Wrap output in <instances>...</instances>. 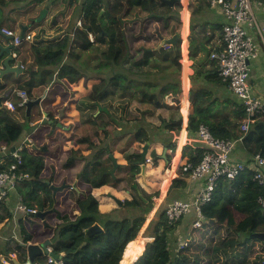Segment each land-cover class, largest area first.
<instances>
[{
    "label": "trees",
    "instance_id": "16d2710c",
    "mask_svg": "<svg viewBox=\"0 0 264 264\" xmlns=\"http://www.w3.org/2000/svg\"><path fill=\"white\" fill-rule=\"evenodd\" d=\"M3 2L4 0H0V3ZM178 5L181 7L180 3ZM139 8H142L140 13ZM180 9L171 7L164 0H83V24L75 29L73 38L66 34L63 37L54 36L40 40L39 38L45 36L43 29L32 44L36 65L26 69L25 83L49 84L66 78L73 85L85 77L98 79L102 87L91 89L76 102L81 114V127L87 134L77 137L73 147L63 151L60 157L61 167L70 169L81 181L100 187L111 180L113 162L109 153H112L110 138L114 131L115 134L129 131L136 141L145 144L154 141L151 130L156 129L164 134L161 139L164 144L172 150L176 149V140L172 139L175 124L161 105L125 92H117L115 89L138 93L160 104H166L163 99L172 90L173 94L176 93L175 87L171 91L168 88L163 93L161 90L172 84L181 71V39H178L173 50L167 47L170 43L160 48L157 46L164 38H170L180 31ZM131 11L135 13L131 14ZM89 33L94 35L93 40ZM190 56L193 57L192 54ZM194 78H201L199 67L194 71ZM205 78L220 85L227 84L218 74L217 65L212 74ZM0 85H8V80L2 78ZM77 85L78 83L74 84ZM178 86L181 93L176 95L177 100L182 94L180 79ZM11 94L12 91L3 96V104L0 106V142L12 146L20 139L23 124L5 105ZM201 94L225 121L238 125L245 118L242 106L235 103L232 106L230 100L215 96L202 83ZM200 99L198 95L191 98L190 132H194L200 120H218L213 114L207 115V111L202 110ZM186 104L185 102V106ZM130 123H134L136 128L126 130ZM209 127L217 137L230 138L238 134L228 124H210ZM250 132L252 136L257 134L261 138V143L257 145L264 154V117H258L251 123ZM95 137L99 139L98 143L93 142ZM80 144H86L88 153L76 148ZM21 154V168L29 174L27 182L30 184L21 183L17 188L22 201L33 208H53L55 198L51 182L45 183L39 178L44 169L45 158L29 153L26 149ZM183 155L196 165L202 158L203 149L197 143H189L184 146ZM125 157L132 169L138 168L140 152L128 151L125 152ZM172 165V169L164 175V191L175 174L176 167L174 163ZM153 172L154 170L151 171ZM189 177L190 173L185 172L173 178L168 189L167 202L177 198L175 194L178 190L192 193L189 198L180 196L182 199H190L194 195L195 184ZM117 188L128 190L129 185L126 180H122ZM138 189L141 199L134 196L124 200L123 206H133L138 211L131 216L124 214L113 218L101 213L99 201L92 194L82 199L76 197L81 212L75 218L57 210L56 216L60 221L50 238V247L59 255L62 264L125 263L129 245L136 241L135 238L153 204V194L141 186ZM260 192L261 188L252 181L250 172L242 174L232 186L219 187L214 200L202 208L205 217L202 226L194 229L191 227L189 245L182 249L170 245V238L179 223H169L165 210H157L149 222L146 234L153 237V243L150 244V241L143 253L133 261L139 255L136 241L127 264H264V239L256 235L264 232V209L257 202ZM10 218L12 213L4 201H0V222ZM196 219V212L193 211L181 223L193 224ZM96 222L101 223L102 229L88 235L87 229ZM19 226L21 240L11 239L5 249H0V255L5 252L9 257L12 253H17L20 259H25V246L22 243H28L32 234L22 220H19ZM188 234L187 232L178 245L188 238ZM131 261L133 262L130 263Z\"/></svg>",
    "mask_w": 264,
    "mask_h": 264
},
{
    "label": "crops",
    "instance_id": "0c3cea01",
    "mask_svg": "<svg viewBox=\"0 0 264 264\" xmlns=\"http://www.w3.org/2000/svg\"><path fill=\"white\" fill-rule=\"evenodd\" d=\"M7 2L12 3L5 6ZM82 2L83 0H4L3 4L0 3V11H2L0 13L3 14L2 17H0V25L14 28L20 34L22 30L25 29V33H31L33 36L32 39L24 40L22 44L17 46L13 44L10 37H6V35L2 34L0 35V43L3 46H7L8 44L12 45L11 55L13 56L12 53H16V56H13V64L22 65L21 72L5 73L2 77H0V80L2 78L8 80V85H5L4 87L0 85V95H8V91H12V94H15L17 90L19 91L21 89H25L28 91L30 98H39L42 111L38 107L34 108V116L32 117L33 120H31V124L36 125L37 123H42V125L38 126L37 129L39 127L45 128L41 131L36 129L34 133H25L13 145L16 148L21 146L22 151L26 149L29 153L37 155H43L38 152L39 149H42L43 153H47L45 157H47V161H49L52 165L51 167H48L50 171L47 172L45 169V161L44 169L39 175V178L45 181V183L53 182L57 185H62L63 183L67 184V187L61 190L58 194H53L52 190V194L55 198V206L51 209H45L52 211L46 214L44 219L37 217L35 214H27L18 211L17 204L21 195L18 190L10 192L8 199L4 203L12 213V218L0 222V227H2V229H0V249L2 250L5 249V246L11 241V239L21 240L19 220H22L26 229L32 234V239L29 242L40 243L43 240L52 237L55 226L60 221L56 216L57 210L62 213L70 214L72 218H75L78 214H80L81 209L76 200L77 196L82 199L86 195L92 194L99 201V210L101 213L109 216L114 214H118V216H120V211H122L121 205L117 203L113 196L124 202L125 199H131L132 196L130 198V195L134 193L132 191L133 189L119 190L117 188L118 184L122 180H126L130 185V182L124 176H116V178H119V182L116 184L109 181L107 184L100 187H94L91 183L83 182L78 179L72 174L70 169H64L61 167L60 157L63 151L73 147L74 140L77 138L75 135H77V130L81 127V114L76 107V102L82 95L86 94V92L78 95L69 102V97L74 92L75 86L68 87V85L72 84V82L68 81L66 78L55 80L49 84L25 83V80L27 79L26 69L36 65L35 53L32 50V44L37 40L39 32L43 29L45 30V36L39 38L40 40L53 38L54 36L63 37L66 34L71 35L73 38L75 29L83 24ZM164 2L170 5L167 1L164 0ZM179 3L181 4V29L177 34H179L182 42V57L180 59L182 67L180 74L181 77L177 76L178 78L175 80L178 83V80L180 79L182 94L180 95L179 100H177L176 97H173L169 102V107H176L177 112L175 114L177 116H182V126L177 134V140L175 139L178 143L177 150L173 158L179 156V160L184 161L186 160L184 158H187L183 155L184 146L191 139V137L193 138L190 144H193L195 139V133L190 132L189 130L192 103L191 98L193 95L194 97H197L198 95L202 99V110L207 111V115L212 116L213 114L218 118L217 122H208L206 120H200L199 122L203 121L209 125L228 124L232 129H236L237 127L235 123L225 121L222 116L216 114L209 104V101H207L201 94V85H199L198 82L200 81L206 87L211 89L215 96L221 99L230 100V104L232 106L239 104V98L229 89L227 84L220 85L213 83L212 81H208L205 78L206 75L212 74V71L217 65L216 61L210 58V53L213 50H218L223 47L222 26L223 23L227 21L226 17L218 7L212 6L209 0H186V2L179 0V2H175L173 6H170L177 8ZM252 4L255 24L250 28V32L254 36L258 45L259 54L256 58L250 60L251 70L249 83L252 85L254 92L264 98V0H252ZM43 9H46V13L42 19L38 20ZM141 11L142 8H139L138 12L140 13ZM45 16L47 17L45 18ZM51 18H54L55 20L53 19V21L50 22ZM79 20L82 22L80 25L78 23ZM89 37L93 40L94 35L89 33ZM168 46L171 50L175 48V46L171 43L168 44ZM191 54L193 57L190 56ZM6 56L5 52L0 56V66ZM197 67H199V70L201 71V78L196 81L194 79V71ZM83 79L86 78L82 77L78 82ZM91 79L95 78H90L89 80ZM78 82H74L73 84H77ZM187 87L188 89L185 90ZM90 90L91 89H89L88 92ZM186 95L187 99H185ZM9 99L12 100V97L10 96ZM16 99L17 103V95ZM177 101H179V104ZM47 102H49V105L45 106ZM185 102L187 103L186 106ZM21 107V105H17V108L13 113L14 117L19 121H23L19 114ZM54 109L56 113H59V117L63 118L62 125L60 124L58 127L53 124L54 120L50 118L49 115V112L54 111ZM60 109L64 110L63 114L60 113ZM23 111L25 114L26 108H24ZM183 133H185V138L184 141H181ZM253 137L255 138L256 144L255 146L253 145V148L257 149L259 146L257 144L261 143V138L259 139L257 134H253ZM98 142L99 139L97 143ZM1 143L3 142H0V144ZM262 145L263 144H261V147ZM15 147L13 150H15ZM77 147H79L83 153H86V148H84L86 147V144H80L76 146V148ZM159 147H161L160 141L152 142L149 145L151 152H158ZM235 156L239 159H245L247 157L246 151L240 143H238L235 150ZM122 165L124 164L122 163ZM178 171L179 170L177 168L176 174ZM49 176L51 177L48 178ZM52 178H55V180L51 181ZM172 180L173 178H171L168 187L170 186ZM24 184L30 185L28 182H24ZM73 184H76L77 188H73ZM175 195L177 198L183 195L184 197L189 198L192 193L190 191H179ZM161 198L163 197L161 196ZM37 209L39 210V208ZM189 230L190 228L187 224L184 225L183 222L179 223L173 232V237L171 236L170 238V245L176 248L178 246V242L184 238ZM152 243L153 242H151V244ZM11 245H13V243H11ZM135 245L136 241H133L130 253L127 254V257H125L124 264L128 263L133 254ZM12 256L18 257V254L12 253L9 257H7L5 252H2L0 258L1 261H4L6 264H11ZM24 256L25 259H20L19 257L18 259L22 262L26 260V249ZM46 258L47 256L39 257L38 260L43 263Z\"/></svg>",
    "mask_w": 264,
    "mask_h": 264
},
{
    "label": "built area",
    "instance_id": "2783aa9c",
    "mask_svg": "<svg viewBox=\"0 0 264 264\" xmlns=\"http://www.w3.org/2000/svg\"><path fill=\"white\" fill-rule=\"evenodd\" d=\"M209 2L212 6L218 7L227 19L222 26L223 47L213 50L210 58L216 61L218 74L222 80L239 98L238 105L243 107L245 118L234 129L238 132L234 137L215 136L209 124L203 121L199 122L193 132L195 133L193 142L203 149L202 158L196 165L189 161L188 157L180 161L179 173L174 174L172 178L189 172V180L195 184L194 195L190 199L175 198L165 205V214L171 224L180 223L185 216L195 211L197 219L193 222L192 229L202 226L205 219L202 208L214 200L218 188L232 186V183L246 172L252 173V181L261 188L257 202L264 209V154L259 148H253L255 138L250 132L251 123L258 117H264V98L257 95L249 83L250 60L259 54L258 45L250 32V28L255 24L252 0H209ZM78 23L82 24L80 20ZM0 30L17 46L33 37L31 33L22 36L16 29L4 25H0ZM12 54L16 56L15 52ZM15 94L18 96L17 103L10 99L5 101L13 111L16 110L17 105L24 106L30 99L25 89L17 90ZM238 143L242 144L246 151L245 159L235 156ZM12 146L5 142L0 144V201L2 202H5L10 192L17 190L21 183L29 181V174L21 168L22 147L11 150ZM146 162H151V158L147 157ZM159 204L154 207L153 212L157 210ZM17 210L34 215L38 209L28 206L20 198ZM191 233L192 230L188 238L179 243V249L189 245ZM45 262L62 264L61 259L56 260L52 256H47ZM262 262L264 263V257Z\"/></svg>",
    "mask_w": 264,
    "mask_h": 264
},
{
    "label": "rangeland",
    "instance_id": "374dc122",
    "mask_svg": "<svg viewBox=\"0 0 264 264\" xmlns=\"http://www.w3.org/2000/svg\"><path fill=\"white\" fill-rule=\"evenodd\" d=\"M9 3H12V2H7V4L5 6H8ZM177 8L179 9L180 6L178 5ZM131 13H134V12L132 11ZM2 15L3 14L0 13V17H2ZM46 17L47 16H45V18ZM53 19L54 18H51L50 19V22H52ZM180 74H181V71H180L178 77L180 76ZM177 78H176V80H177ZM176 80L173 81V83L168 87V88H171L170 91L173 89V87H175V90L174 91H176V93L173 94V90H172L169 93V95L165 96L164 99H163V101L167 105L166 104L157 103L153 99H150V98H148L147 96H144V95L142 96V95H140L138 93H134V92H130V91H124V90H122L120 88H118V89L116 88L115 90L117 92H125V93H128V94L133 95V96H138V97H141V98H145V99H148V100L152 101L155 104L161 105L162 108H163V110L170 116V119L175 124L174 137L172 139H176L177 140V131L182 126V121H181L182 120V116L181 115H178L177 116L175 114L177 112V108L176 107H173V106L172 107L171 106L169 107V102L171 101V99L173 97H176V95H179L181 93L180 86H178V83L176 82ZM198 83H199V85H201V82L200 81ZM68 87H74V84L73 85L70 84V85H68ZM74 88H75L74 89V92L69 97V100H68L69 102H70V100H72L73 98L77 97L78 95H81V94H83L85 92L87 93L89 89H93V88L100 89L102 87L100 86L99 81L97 79H91V80H89V79H83V80H80V82H78V85L75 86ZM168 88L162 89L161 92L163 93V91H165ZM186 89H188V87ZM11 97H12V101L13 102H16L17 101L16 95L14 93L11 95ZM177 103L179 104V101H177ZM5 105H6V103H5ZM48 105H49V102H47V104L45 106H48ZM40 106H41V104H40ZM60 107H61V105H60ZM65 107H66V105H65ZM24 108H25V106H22L20 108L21 111L19 113L20 114V117L23 119V121H21L22 124H23V133L21 134L20 137H22L25 133H28V132L29 133H34L36 131L37 127L42 125V123H37L36 125H32L31 124V120H33L32 117L34 116L33 115L34 112L32 113L31 117L30 116H27L26 115V112H25V114L23 113L24 112L23 111ZM39 109L41 110V107H39ZM12 112L14 113L15 111H12ZM63 112H64V110H63ZM49 115H50V118H52L54 120V122L53 121L52 122H53V124L56 127H58V125H60V124L62 125L63 118L62 117H59V113L58 112L56 113L55 109H54V111H50L49 112ZM49 120H48V122H49ZM127 126L128 127L126 128V130H130V129L136 128V125L134 123H130ZM43 129H45V128L39 127L37 130L38 131H41ZM155 130L156 129L151 130V132H152L151 133V136L153 137V140H154L153 142L160 141L161 142V147H159L158 152L153 151L152 153L150 151L151 148H149L147 157L151 158V162H149L147 164L148 167H147V171L146 172H147L148 176L146 178H144L143 175L141 174V172H140V166L138 165V168L132 169L131 166L127 163V160H126V157H125V152H128V151H138V152H140V151H142L143 146L145 144L144 143H139L138 141H136L134 139V136L132 134L128 133L129 131H127L126 133H121V134H115L116 131H114V132H112V136L110 138L111 139L110 142H111L112 153H114V155L117 157V160L119 162H122L124 164V165H122L123 167L121 166V167H119L116 170V176H124V177H126L127 180L130 182V185L128 184L129 185V189L130 190L133 189L132 191L134 192L133 193L134 196L137 197V198H139V199H141V195H139V193L136 190V188H138L139 186H141L148 193L153 194V196H152L153 204H152V208H151L150 211L154 210V207L157 204H159V202L162 199L161 196L163 197V199H162L163 201L158 205L159 207H157V210H160V209H164L165 210V205H166L167 201L169 200V195L167 194L169 187H167V189L164 191V189H163L164 175H166L168 173L169 169H172V167H173L172 164L173 163H174L175 166H177L174 169L175 174H176V169L178 168V166L180 164L179 156L173 158V156L176 154L177 145H176V149L175 150H172L171 148H168L164 144V142L161 140L164 137V134L163 133H160V131H158V130H156V131ZM77 132H78L77 135H75L77 137H79L81 135L84 136L85 134H87V132L84 131L82 129V127H79V129L77 130ZM184 138H185V133H183L181 141H184ZM192 138L193 137H191V139L186 144L191 143L190 141H192ZM93 141H94V143H97L98 138L95 137ZM255 145L256 144L254 143V146ZM14 147L15 146L13 145L11 150H13ZM84 148H86V147H84ZM85 150H86L85 152L88 153V150L87 149H85ZM38 152H39V154H43L44 155V158H45V161H46V168L45 169H46L47 172H49L50 170L48 169V167H51L52 164H50L49 161H47V157H45V155H47V153H43L42 152V149H39ZM163 154H165V156H163ZM184 157H187V156H184ZM184 159H186V158H184ZM151 169L154 170L153 173H151V171H153ZM178 173H179V171H178ZM50 177L51 176H49L48 178H50ZM54 180H55V178H52L51 179V181H54ZM109 181H111L112 183H115L116 184V183L119 182V178H116L115 177V179H114L112 177L111 180H109ZM51 183H53V182H51ZM67 183H69V182H67ZM53 184H55V183H53ZM55 185L56 186H60V185H57V184H55ZM62 185H63V188L58 189L55 192V194L56 193L58 194L61 190H63L65 187H67V184L66 183H63ZM178 191H180V190H178ZM171 195L173 196V194H171ZM172 196H170V197H172ZM130 198H131V195H130ZM123 204H124V202H123ZM123 204L121 205L122 211H120V216H123L124 214H126V215L128 214V215L131 216V214L133 212L138 213V211H136L133 206L132 207L123 206ZM157 210L155 212L152 211L151 214H148L147 215V219H146L147 221L143 224V227L139 230V232L137 234V237L135 238V240L137 241V249L136 250H138L139 256L146 249L145 248L146 245L150 241L153 242V237L146 236V234H147V227H148L149 222H150L149 219L150 220L152 219L151 216L153 217L155 215V213L157 212ZM111 217L117 218L118 217V214H114ZM188 226H189L190 230L187 231V232L189 233L191 231L192 222H189L188 223ZM0 229H2V227H0ZM151 242H150V244H151ZM135 260H133V261H135Z\"/></svg>",
    "mask_w": 264,
    "mask_h": 264
},
{
    "label": "water",
    "instance_id": "95a60500",
    "mask_svg": "<svg viewBox=\"0 0 264 264\" xmlns=\"http://www.w3.org/2000/svg\"><path fill=\"white\" fill-rule=\"evenodd\" d=\"M165 1H167L171 6H173L175 2H179V0H165ZM45 13H46V9H43L42 14H41L40 18H38V20L42 19L44 17ZM1 34L5 35L0 30V35ZM24 34H25V29H23L22 32H21L22 36ZM6 37H8V36H6ZM178 39H180L179 34H174L170 38H164L162 43L160 45H158L157 48H160L161 46H163L166 43H171L174 46H176ZM11 48H12V45H10V44H8L7 46H3L0 43V56L3 55L4 52L7 55L3 59L2 65L0 66V77H2L5 73H10V72L19 73V72L22 71V65L21 64H13L14 58L11 55ZM9 93L10 92L8 91L7 94H9ZM2 99H3V96L0 95V106H2V104H3ZM35 107H38V108L40 107V99L39 98L29 99L25 103L26 115L27 116H31ZM60 113L63 114V110H61ZM149 145H150L149 142L145 143V145L143 146L142 151H140L141 159H140L139 166H140V172H141V174L143 175L144 178H146L148 176V174L146 172L147 171V167H148V165L146 163V157H147V154H148ZM33 147H35V146H33ZM109 156H110V158H111V160L113 162V168L111 169L110 173H111L112 177L115 178L116 177V170L118 169V167H120L122 165V163L117 160V157L114 155V153H109ZM163 156H165V154H163ZM50 186H51V188L53 190V194H55V192L58 189L63 188V185L56 186L53 183H50ZM72 187L73 188H77V185L73 184ZM136 190H137V192L140 195L139 189L136 188ZM131 196H132V198L134 197L133 194H131ZM113 197L115 198V200L117 201V203L119 205L123 204V201L121 199H119V198H117L115 196H113ZM50 211H52V210H45V209L42 208V209L37 210L35 215L37 217H40V218L44 219L46 214H48ZM149 214H151V211H150ZM151 218H152V216H151ZM146 221L147 220H145V222ZM149 221H150V219H149ZM142 227H143V225H142ZM101 229H102L101 224L99 222H96L95 224H93L92 226H90L87 229V234L88 235H93L94 233L100 231ZM256 235H257V237L264 239V232H258ZM22 244L25 246V249H26V254H27L26 260L24 262H22V261H20L18 259L17 256H12L11 257V264H58V263H55V262L42 263L41 261L38 260L39 257H44V256H52L54 259L60 260L59 255L55 254L52 251L51 247H50V244H51V239L50 238H47V239L43 240L40 243L28 242V243H22ZM0 264H6V263L4 261H1V258H0Z\"/></svg>",
    "mask_w": 264,
    "mask_h": 264
},
{
    "label": "bare ground",
    "instance_id": "6f19581e",
    "mask_svg": "<svg viewBox=\"0 0 264 264\" xmlns=\"http://www.w3.org/2000/svg\"><path fill=\"white\" fill-rule=\"evenodd\" d=\"M131 246H132V243L129 245V248H128V250H127L126 254L130 253ZM126 254H125V256H126Z\"/></svg>",
    "mask_w": 264,
    "mask_h": 264
},
{
    "label": "clouds",
    "instance_id": "9594fccd",
    "mask_svg": "<svg viewBox=\"0 0 264 264\" xmlns=\"http://www.w3.org/2000/svg\"><path fill=\"white\" fill-rule=\"evenodd\" d=\"M30 99H32V98H30ZM8 100V99H7ZM25 106V105H24ZM13 111V110H12ZM147 158V157H146ZM147 163V162H146ZM148 164V163H147ZM144 224V223H143ZM43 263H46V262H43Z\"/></svg>",
    "mask_w": 264,
    "mask_h": 264
}]
</instances>
